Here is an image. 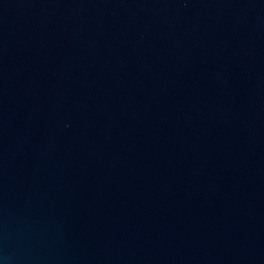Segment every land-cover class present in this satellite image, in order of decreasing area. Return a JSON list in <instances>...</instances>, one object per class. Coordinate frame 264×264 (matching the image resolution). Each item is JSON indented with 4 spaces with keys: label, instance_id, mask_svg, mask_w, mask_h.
<instances>
[{
    "label": "water",
    "instance_id": "obj_1",
    "mask_svg": "<svg viewBox=\"0 0 264 264\" xmlns=\"http://www.w3.org/2000/svg\"><path fill=\"white\" fill-rule=\"evenodd\" d=\"M0 264H264V0H0Z\"/></svg>",
    "mask_w": 264,
    "mask_h": 264
}]
</instances>
